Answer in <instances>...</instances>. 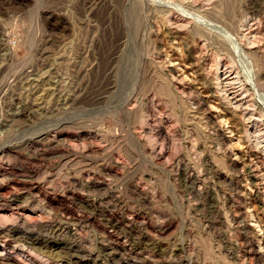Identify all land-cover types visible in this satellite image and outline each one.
I'll return each mask as SVG.
<instances>
[{"label":"rangeland","instance_id":"obj_1","mask_svg":"<svg viewBox=\"0 0 264 264\" xmlns=\"http://www.w3.org/2000/svg\"><path fill=\"white\" fill-rule=\"evenodd\" d=\"M174 1L0 0V264H264V0Z\"/></svg>","mask_w":264,"mask_h":264},{"label":"bare ground","instance_id":"obj_2","mask_svg":"<svg viewBox=\"0 0 264 264\" xmlns=\"http://www.w3.org/2000/svg\"><path fill=\"white\" fill-rule=\"evenodd\" d=\"M126 1V0H125ZM130 1V0H129ZM144 5L146 4H151V3H155V1H156V4L157 5H159V7L160 6H162L163 8H165V10H167L168 12H171V14H169V16H168V19H178V21L177 22H180L181 24H185V26H186V23H185V20L186 19H189V16H187V15H185V13L183 14L182 12H180V9H178V7H179V4L180 3H178V4H176L177 2H175L174 0H140ZM150 1H153V2H151L150 3ZM128 2V1H127ZM136 2V1H135ZM224 2V1H223ZM132 3V2H131ZM125 4V3H124ZM229 4V3H228ZM178 6V7H176V6ZM236 5H237V3H236ZM125 6V5H124ZM229 6V5H228ZM228 6H226V7H228ZM132 7V6H131ZM149 7V6H148ZM151 7V6H150ZM122 8V7H121ZM124 8V7H123ZM229 8V7H228ZM114 9V8H113ZM162 9V8H161ZM233 9V8H232ZM131 10V9H130ZM150 10V9H149ZM182 10V9H181ZM184 10V9H183ZM182 10V11H183ZM229 10H230V8H229ZM264 10V9H263ZM136 11V10H135ZM166 11V12H167ZM186 11V10H185ZM231 11V10H230ZM131 12V11H130ZM138 12V11H137ZM162 12V11H161ZM264 12V11H263ZM135 13V12H134ZM141 13V12H140ZM149 13V12H148ZM145 14V13H144ZM228 14V13H227ZM232 14V13H231ZM230 14V15H231ZM134 15V14H133ZM132 15V16H133ZM226 15V14H225ZM229 16V15H228ZM120 17V16H119ZM124 19V18H123ZM126 19V18H125ZM124 19V20H125ZM171 21H173V20H171ZM251 21V20H250ZM253 21V20H252ZM125 22V21H124ZM174 22V21H173ZM187 22V21H186ZM249 22V21H248ZM180 23H179V25H180ZM189 23V22H188ZM187 23V24H188ZM252 23V22H251ZM255 23V22H254ZM125 25V24H124ZM147 26H148V24H146ZM167 25V24H166ZM169 25V24H168ZM167 25V26H168ZM229 25V24H228ZM129 26V25H128ZM145 26V25H144ZM143 26V27H144ZM184 26V25H183ZM245 26V25H244ZM174 27V26H173ZM135 28V27H134ZM157 28V27H156ZM145 29V28H144ZM146 29H147V27H146ZM166 29H168L167 31L171 34L170 36H172L173 38L174 37H176L177 35L176 34H173L174 32V30L172 31V28H171V26H168V28H166ZM166 29H164V30H166ZM178 29H180V28H178ZM193 29V28H192ZM196 29V28H195ZM239 29V28H238ZM245 29H248V28H245ZM245 29H243V30H245ZM125 30H127V28L125 29ZM154 30V29H153ZM242 30V29H241ZM179 31V30H178ZM177 31V32H178ZM248 31V30H247ZM142 32V31H141ZM147 32V31H146ZM145 32V33H146ZM148 32L150 33V30H148ZM148 32H147V35H148ZM155 32H157V31H155ZM160 32V31H159ZM233 32V31H232ZM245 32V31H244ZM250 32V31H249ZM253 32V31H252ZM251 32V33H252ZM196 33V32H195ZM201 33V32H200ZM254 33V32H253ZM143 34V33H142ZM180 34V33H179ZM183 35H184V33H183ZM194 35V34H193ZM199 35V34H198ZM255 35H257V34H255ZM254 35V36H255ZM167 36H168V34H167ZM180 36V35H179ZM195 36V35H194ZM254 36H251L250 38H252L251 40L253 41L254 40ZM160 37V36H159ZM256 37H258V36H256ZM122 38V37H121ZM141 38V37H140ZM241 38V37H240ZM172 39V38H171ZM178 39V38H177ZM198 39V38H197ZM233 39H234V42H235V44H234V46L235 47H237V48H239L240 50H241V48L242 49H244L245 48V46H244V44L242 43L243 41H241L240 39H238V38H236V37H234V35H233ZM259 39V38H258ZM179 40V39H178ZM251 40H249L248 42H251ZM262 40V39H261ZM191 42V41H190ZM180 43V42H179ZM175 44V43H174ZM201 44H202V41H201ZM201 44H200V46H201ZM185 45V44H184ZM191 45V44H190ZM246 45V44H245ZM252 45H253V43H252ZM233 46V45H232ZM233 46V47H234ZM167 47V46H166ZM201 47H203V46H201ZM230 47V46H229ZM234 47V48H235ZM244 47V48H243ZM249 47V46H248ZM251 47V46H250ZM200 48V47H199ZM107 49V48H106ZM185 49V48H184ZM183 49V50H184ZM201 49V48H200ZM203 49V48H202ZM227 50H229L228 49V46H227ZM167 51V50H166ZM173 51V52H172ZM181 51V48H180V45L177 43L176 45H172L171 46V54H174L175 52H180ZM194 51V50H193ZM230 51V50H229ZM228 51V52H229ZM242 51V50H241ZM231 52V51H230ZM187 53V52H186ZM170 54V52H168V55H171ZM182 54V53H181ZM176 55V54H175ZM187 55V54H186ZM234 55V54H233ZM185 56V55H184ZM192 56V55H191ZM190 56V57H191ZM102 57V56H101ZM165 57H167L166 55H165ZM172 57V58H171ZM170 57V60H171V62H170V70L172 71V72H175L176 73V75L177 76H175V75H173V78H174V80L176 79V78H178L179 79V77H185L186 78V80H191V74L188 72L189 71V69H191V66H190V64L188 65L187 64V62H184V59H182V58H179L177 55L176 56H171ZM183 57V56H182ZM189 57V56H188ZM189 57V58H190ZM168 58V57H167ZM184 58V57H183ZM194 58V57H193ZM209 59V58H208ZM165 60V59H164ZM199 60V59H198ZM200 61V60H199ZM166 62V61H165ZM194 62V61H193ZM190 63V62H189ZM210 63V62H209ZM212 63V62H211ZM213 63H215V62H213ZM227 63V62H226ZM201 64V63H200ZM203 65V64H202ZM167 66V65H166ZM214 66V65H213ZM225 66V65H224ZM196 67V66H195ZM210 68H211V66H210ZM232 68V67H231ZM230 68V69H231ZM2 69V68H1ZM210 70V69H209ZM225 70V69H224ZM228 70H229V68H228ZM192 71V70H191ZM211 72V71H210ZM197 73V72H196ZM195 73V74H196ZM226 73H228L227 71H226ZM225 74V73H224ZM255 74V73H254ZM211 75V74H210ZM236 75V74H235ZM252 75V74H251ZM253 76V75H252ZM240 77V76H239ZM237 78V76H230V75H225V76H223V77H220V73H219V76H218V81H217V84H218V87L219 86H222L226 91H228V90H231V89H233L234 88V86H233V84L235 83V81H234V79H236ZM250 78V77H249ZM182 79V78H181ZM193 79V78H192ZM242 79V78H241ZM237 80V79H236ZM177 81H179V80H177ZM197 81V80H196ZM181 82V81H180ZM187 82V81H186ZM185 82V83H186ZM200 82V81H199ZM183 83H184V81H183ZM238 83V82H237ZM203 84V83H202ZM201 84V85H202ZM236 84V83H235ZM189 85V84H188ZM193 85V84H192ZM212 85V84H211ZM209 86V85H208ZM211 87V86H210ZM191 88V87H190ZM209 88V87H208ZM183 91V90H182ZM225 91V92H226ZM239 92V91H238ZM212 94V93H211ZM199 95V94H198ZM227 95V94H226ZM187 97V96H186ZM233 97H235V96H233ZM247 97V96H246ZM195 98V97H194ZM215 98V97H214ZM228 98H229V96H228ZM241 98V97H240ZM208 99V98H207ZM235 99V98H234ZM189 100V99H188ZM191 100V99H190ZM220 100V99H219ZM239 99H235V101L234 102H237ZM249 100V99H248ZM248 100H245V101H248ZM225 101V100H224ZM232 100H231V102H233ZM205 102V101H204ZM208 102H210V101H208ZM190 103V102H189ZM201 103H203V102H201ZM242 103V102H241ZM248 104H250V103H248ZM222 105H224V104H222ZM245 105V104H244ZM205 106V105H204ZM243 107V106H242ZM241 107V108H242ZM207 108V107H206ZM218 106L217 105H214V104H210L209 105V110H208V112H209V114H210V117L211 116H213L214 118H216L217 117V119H216V121H218V125H220V127H221V125H222V122L223 121H226V123H227V118L224 120V119H221V118H218V116H219V114H217L216 113V111L218 110ZM263 108V107H262ZM201 111V110H200ZM199 111V112H200ZM227 111V110H226ZM229 111V110H228ZM198 112V111H197ZM231 112V111H230ZM233 112V111H232ZM237 112V111H236ZM254 113V112H253ZM201 115H203V113L201 114ZM229 115V114H228ZM231 115V114H230ZM244 115V114H243ZM204 116V115H203ZM222 116V115H221ZM232 116V115H231ZM247 116V115H246ZM206 117V116H205ZM208 117V116H207ZM224 117V116H223ZM236 117V116H235ZM251 117V116H250ZM247 118V117H246ZM245 118V119H246ZM207 119V118H206ZM235 119V118H234ZM259 119V118H258ZM215 120V119H214ZM250 120V119H249ZM248 120V121H249ZM234 121V120H233ZM239 121V120H238ZM239 123V122H238ZM214 124V123H213ZM217 126V125H216ZM225 128H229L230 130V132H232L233 131V128H231L232 127V125L231 124H229V123H227V124H225ZM260 126V125H259ZM214 128V127H213ZM243 128V127H242ZM260 128V127H259ZM220 129V128H219ZM250 130V129H249ZM215 131V130H214ZM251 131V130H250ZM259 131V130H258ZM258 131H256V130H253V136L255 135V137H256V140H258V142H260L262 145H263V148H264V133H262V131L261 132H258ZM222 133V132H221ZM251 132H249V134H250ZM227 134H229V132L227 133ZM238 135H240V134H238ZM227 136V135H226ZM225 136V137H226ZM231 136H233L232 135V133H230L229 134V137H231ZM235 137V136H234ZM231 139H233V137H231ZM244 139V138H243ZM234 141V140H233ZM254 141V140H253ZM228 142V141H227ZM256 143V142H255ZM236 145V144H235ZM240 145H241V143H240ZM221 146V145H220ZM243 147V146H242ZM239 148V147H238ZM261 148V147H260ZM263 148H262V150H263ZM220 150H223V149H220ZM261 150V149H260ZM231 151V150H230ZM222 152V151H221ZM237 152V151H236ZM244 153V152H243ZM257 153V152H256ZM263 153V152H262ZM230 154V153H229ZM258 155H259V152H258ZM240 157V156H239ZM247 157V156H246ZM263 157V156H262ZM264 158V157H263ZM262 158V159H263ZM241 159V158H240ZM232 161V160H231ZM236 161H238V160H236ZM237 164V163H236ZM251 166V165H250ZM199 171V170H198ZM219 172V171H218ZM257 172V171H256ZM187 175V174H186ZM190 175V174H189ZM198 175V174H197ZM255 176V175H254ZM194 177V176H193ZM196 177V176H195ZM199 178H201V177H199ZM247 179V178H246ZM30 186V185H29ZM31 187V186H30ZM117 197V196H116ZM264 197V196H263ZM118 199V198H117ZM75 208V207H74ZM130 213V212H129ZM227 214V213H226ZM254 223V222H253ZM24 224V223H23ZM150 224V223H149ZM259 225V224H258ZM256 227V226H255ZM3 228H4V226H3ZM109 230V229H108ZM115 236V235H114ZM117 237H118V235H117ZM123 241H124V239H122ZM121 241V240H120ZM126 241V240H125ZM121 243V242H120ZM123 246H125L124 244H122ZM127 246V245H126ZM128 247V246H127ZM67 248V247H66ZM119 248V247H118ZM126 248V247H125ZM68 250V249H67ZM105 250V249H104ZM122 250V249H121ZM69 252V251H68ZM28 254V253H27ZM82 254V253H81ZM257 254V253H256ZM34 256V255H33ZM70 256H71V254H70ZM32 258V257H31ZM121 259V258H120ZM119 259V260H120ZM126 259V258H125ZM7 260V259H6ZM125 261V260H124Z\"/></svg>","mask_w":264,"mask_h":264}]
</instances>
